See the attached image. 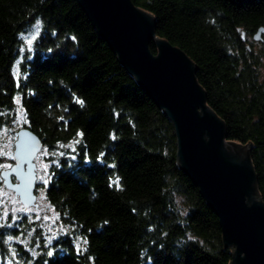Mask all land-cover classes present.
I'll return each mask as SVG.
<instances>
[{
  "label": "trees",
  "instance_id": "obj_1",
  "mask_svg": "<svg viewBox=\"0 0 264 264\" xmlns=\"http://www.w3.org/2000/svg\"><path fill=\"white\" fill-rule=\"evenodd\" d=\"M132 1L155 17L159 38L196 64L227 141L248 149L264 205V48H256L264 33L254 38L264 29V0ZM37 23L18 84L22 36ZM18 95L22 129L42 149L71 144L51 167L46 195L74 232L37 264H231L217 214L178 167L173 124L77 0H0V129L15 136ZM75 233L84 241L79 250Z\"/></svg>",
  "mask_w": 264,
  "mask_h": 264
},
{
  "label": "water",
  "instance_id": "obj_2",
  "mask_svg": "<svg viewBox=\"0 0 264 264\" xmlns=\"http://www.w3.org/2000/svg\"><path fill=\"white\" fill-rule=\"evenodd\" d=\"M77 1L119 63L173 124L178 167L217 214L223 243L233 250L231 264H264V205L255 169L248 149L227 141L225 124L196 78V64L159 38L155 17L132 0ZM263 33L261 28L255 40ZM15 134V163L1 176L25 206L36 205L35 161L43 145L29 129Z\"/></svg>",
  "mask_w": 264,
  "mask_h": 264
},
{
  "label": "rangeland",
  "instance_id": "obj_3",
  "mask_svg": "<svg viewBox=\"0 0 264 264\" xmlns=\"http://www.w3.org/2000/svg\"><path fill=\"white\" fill-rule=\"evenodd\" d=\"M38 25V29H37ZM28 29L22 36L24 47L14 63V75L20 82L22 63L26 54L33 55L34 45L39 38L42 26L40 23ZM35 36L29 46L27 38ZM264 48L263 44L256 47ZM15 119L11 128L14 131L22 129L27 123V118L22 107V98L16 96ZM16 136L10 132L9 127L0 129V174L10 169L14 163ZM69 145H59V149L50 152L44 148L36 158L37 165V189L36 205L25 206L16 196L15 192L3 184L0 176V261L4 264H37L41 254L51 256L54 246L61 237L74 232V228L62 224L54 208L50 205L46 189L49 185L50 170L57 160L63 157ZM75 247L83 244V239L77 233L72 234ZM51 253V255H49Z\"/></svg>",
  "mask_w": 264,
  "mask_h": 264
},
{
  "label": "snow or ice",
  "instance_id": "obj_4",
  "mask_svg": "<svg viewBox=\"0 0 264 264\" xmlns=\"http://www.w3.org/2000/svg\"><path fill=\"white\" fill-rule=\"evenodd\" d=\"M37 29H38V25H37ZM35 39V36L31 37V38H27V43L30 46L32 44V40ZM80 103L82 104L83 102L80 101ZM118 183V181L116 182ZM49 255H51V253H49Z\"/></svg>",
  "mask_w": 264,
  "mask_h": 264
},
{
  "label": "flooded vegetation",
  "instance_id": "obj_5",
  "mask_svg": "<svg viewBox=\"0 0 264 264\" xmlns=\"http://www.w3.org/2000/svg\"><path fill=\"white\" fill-rule=\"evenodd\" d=\"M13 178V177H12Z\"/></svg>",
  "mask_w": 264,
  "mask_h": 264
}]
</instances>
